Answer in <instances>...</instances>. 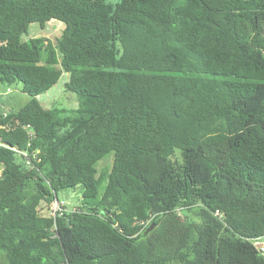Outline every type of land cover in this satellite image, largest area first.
Returning a JSON list of instances; mask_svg holds the SVG:
<instances>
[{"label": "trees", "instance_id": "obj_1", "mask_svg": "<svg viewBox=\"0 0 264 264\" xmlns=\"http://www.w3.org/2000/svg\"><path fill=\"white\" fill-rule=\"evenodd\" d=\"M52 21L55 43L21 40ZM62 72L77 107H43ZM17 82L0 264H264V0H0ZM78 185L79 211L40 214Z\"/></svg>", "mask_w": 264, "mask_h": 264}, {"label": "rangeland", "instance_id": "obj_2", "mask_svg": "<svg viewBox=\"0 0 264 264\" xmlns=\"http://www.w3.org/2000/svg\"><path fill=\"white\" fill-rule=\"evenodd\" d=\"M60 23L58 21L47 22L41 27L38 23H30L27 31L21 35V40L26 41L32 37L44 36L55 43L56 38L60 35ZM68 81V75L62 72L57 83L46 92L37 96L38 101L45 108H65L67 110L77 107L76 94L68 91L65 84ZM29 96L21 91V84L14 83L12 85H0V112H15L20 109L28 100ZM112 163V153L106 155L103 159L96 163L98 171L101 168H108ZM82 192L80 185L73 189H61L57 191L58 201H62L67 207L79 205V198ZM40 214H48V206L45 203L40 205ZM261 240L254 241L255 244Z\"/></svg>", "mask_w": 264, "mask_h": 264}, {"label": "built area", "instance_id": "obj_3", "mask_svg": "<svg viewBox=\"0 0 264 264\" xmlns=\"http://www.w3.org/2000/svg\"><path fill=\"white\" fill-rule=\"evenodd\" d=\"M2 128H4V126ZM28 134L30 137H32V131L31 130H28ZM0 146L8 147L7 145L2 143L1 141H0ZM11 149L14 150L15 152H17L18 154H21L25 158L26 163H29V158H28L29 156H28V152L26 150L21 151V150H18L16 148H11ZM77 211H79V208H77L76 206L67 207L64 202L58 201V199H54V201L49 206V214L53 217H55V215L57 213L61 214L62 212H77ZM215 214H217V212H215ZM258 240H261V242L257 243V249L261 254H264V237L259 238Z\"/></svg>", "mask_w": 264, "mask_h": 264}, {"label": "water", "instance_id": "obj_4", "mask_svg": "<svg viewBox=\"0 0 264 264\" xmlns=\"http://www.w3.org/2000/svg\"><path fill=\"white\" fill-rule=\"evenodd\" d=\"M153 228V224L149 225L145 231L143 232V236H146L148 234V232Z\"/></svg>", "mask_w": 264, "mask_h": 264}]
</instances>
